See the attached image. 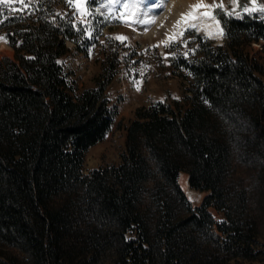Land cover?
Here are the masks:
<instances>
[{
  "label": "trees",
  "instance_id": "1",
  "mask_svg": "<svg viewBox=\"0 0 264 264\" xmlns=\"http://www.w3.org/2000/svg\"><path fill=\"white\" fill-rule=\"evenodd\" d=\"M59 1L0 0L15 50L0 59V264L264 263V65L249 49L264 51V18L216 9L224 44L184 29L167 48L192 79L186 105L136 108L121 163L84 172L112 128L121 63L108 53L96 86L80 89L66 57L93 37ZM182 171L208 192L201 205Z\"/></svg>",
  "mask_w": 264,
  "mask_h": 264
},
{
  "label": "rangeland",
  "instance_id": "2",
  "mask_svg": "<svg viewBox=\"0 0 264 264\" xmlns=\"http://www.w3.org/2000/svg\"><path fill=\"white\" fill-rule=\"evenodd\" d=\"M207 1L211 9L210 15L216 22L214 31H206L197 24H188L185 27L188 28L195 25L197 32L207 33L217 44H224L225 41L224 35L220 34L221 32L223 33V30L216 16V9H221L226 13H231V15L241 18L244 15L261 16L258 10L264 8V0ZM105 3H107V0H105ZM79 4L80 8L78 10L70 6L66 0H60L58 3L59 10H71L76 19L87 23L86 26L90 29L91 37H93L92 47L87 53L74 50L75 44L72 41L67 42L68 46L73 50L66 57V63L77 80L78 87L83 90L96 86L97 79L103 73V63L108 59V53L112 52L118 55L121 63L118 73L113 78L108 89L114 111V122L105 138L87 151L83 170L84 172H89L106 165H118L121 163V153L125 151V127L134 117L136 108L157 101H165L167 103L181 101L185 104L192 79L186 72H183V74L174 72L171 66L170 58L174 52L173 50H168L166 44L168 45L173 40L178 39L180 34L165 41L162 40L165 35L164 32L154 36H144L138 33V26L132 21L133 15L130 7L124 8L118 4L107 7L98 6L85 15L84 12L89 9L88 4L85 0H79ZM159 5L163 9L165 8L164 3ZM245 6L249 9L256 8L257 11L244 12ZM117 8H119V12L116 11ZM237 13L242 15L238 16ZM104 21H107L108 25H103ZM92 29L95 30V33L92 32ZM95 34H99V36L96 37ZM5 35L3 31H0V37L4 38L0 39V59L6 57L14 59L15 50L9 45ZM116 36H123L128 39L123 42L109 39V37L114 38ZM249 49L252 55L257 57L264 65L262 45L253 43ZM140 71H143V75H140ZM134 80L137 83H134ZM239 168L242 174H250L251 170L249 167L240 166ZM179 183L193 206L202 204L208 192L193 188L190 184L189 174L186 171L181 172ZM214 213L219 218H223L222 214H218L216 211ZM232 263L264 264L262 262L245 263L244 261H232Z\"/></svg>",
  "mask_w": 264,
  "mask_h": 264
},
{
  "label": "bare ground",
  "instance_id": "3",
  "mask_svg": "<svg viewBox=\"0 0 264 264\" xmlns=\"http://www.w3.org/2000/svg\"><path fill=\"white\" fill-rule=\"evenodd\" d=\"M161 3H164V9L159 5ZM130 8L133 15L132 21H135L141 13H147L146 16L140 17L143 23L133 22L138 26V33L144 36H154L164 32L163 41L179 34L181 29L188 24L200 25L210 32L214 31L216 25L210 15L211 9L207 0H144L143 4ZM130 18L132 19L131 16Z\"/></svg>",
  "mask_w": 264,
  "mask_h": 264
},
{
  "label": "snow or ice",
  "instance_id": "4",
  "mask_svg": "<svg viewBox=\"0 0 264 264\" xmlns=\"http://www.w3.org/2000/svg\"><path fill=\"white\" fill-rule=\"evenodd\" d=\"M21 2H25L27 3L28 0H21ZM66 2H68L70 4V6L72 7H75L79 10L80 8V4H79V0H66ZM85 2L88 4V5H91V7L84 12L85 15H87L89 12H91L93 9H95L96 7L98 6H109V5H120V7H124V8H127V7H131V6H135L137 4H143L144 3V0H107V3H105V0H85ZM117 12H119V8L116 9ZM244 12H248V13H251V12H256L257 9L256 8H251L249 9L247 6L244 7L243 9ZM260 13H261V17L264 18V8H260L258 10ZM218 15L220 16H224L225 13L223 11H220L217 13ZM147 13L146 12H143L141 13L139 16H137L135 18V21L136 23H143V19H141L140 17L141 16H146ZM189 15H191V13H189ZM228 15H231V13H228ZM238 16L242 15L240 13H237ZM126 22V21H124ZM179 23V21L177 22ZM77 31L81 32V34H85L87 33L89 38H91V32H90V29L89 28H77L76 29ZM191 30H195V25H193L191 27ZM185 31H189V29H185ZM220 34H223L222 32ZM183 35V33H182ZM0 39H4L3 37H0ZM109 39H116V40H120L121 42L127 40L128 38L127 37H123V36H116V37H109ZM188 41H185V46L187 45ZM166 46H168L166 44ZM193 52L195 51L194 49L192 50ZM184 55H188V53H184ZM140 75H143V71H140ZM134 83H137L135 80L133 81ZM137 87H138V84H137ZM139 90V88H138Z\"/></svg>",
  "mask_w": 264,
  "mask_h": 264
}]
</instances>
